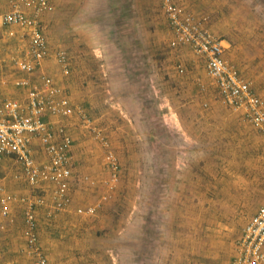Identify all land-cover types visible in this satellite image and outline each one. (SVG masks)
I'll return each instance as SVG.
<instances>
[{"label": "rangeland", "instance_id": "rangeland-1", "mask_svg": "<svg viewBox=\"0 0 264 264\" xmlns=\"http://www.w3.org/2000/svg\"><path fill=\"white\" fill-rule=\"evenodd\" d=\"M133 1L92 0L84 8L78 0L65 14L51 4L39 16L50 47L43 74L72 109L70 118L49 120L74 142L63 207L56 208L52 183L32 189L13 160L0 164V180L15 173L18 184L7 191L43 202L34 211L48 264H234L240 232L264 201V135L223 103L203 59L172 46L161 0ZM176 1L229 41L233 67L264 103V0ZM133 6H140L134 26ZM102 44L109 71L96 52ZM100 137L119 167L111 186ZM46 161L43 154L36 162ZM22 204L0 223V264L32 263ZM91 206L95 214L86 215Z\"/></svg>", "mask_w": 264, "mask_h": 264}, {"label": "built area", "instance_id": "built-area-1", "mask_svg": "<svg viewBox=\"0 0 264 264\" xmlns=\"http://www.w3.org/2000/svg\"><path fill=\"white\" fill-rule=\"evenodd\" d=\"M162 12L173 34L172 46H185L203 59L207 75L218 89L223 103L233 111L240 112L243 119L264 135V103L256 96L247 81L224 59L223 46L206 27V17H199L187 11L176 0H161ZM24 8V9H23ZM31 10V13L25 10ZM49 0H17L11 12L1 16L2 24L18 25L29 31L27 57L12 60L15 68L23 74H33L42 61L49 56L46 37L39 26V16L50 12ZM56 59L64 74L69 72V60L63 51L56 53ZM18 87H28L23 104L15 100H4L0 104V164L11 159L20 167L27 184L37 188L42 182H50L55 187L57 209L64 205L69 181L75 168L72 163L71 147L74 144L65 126L53 124L47 117L63 118L72 114V109L62 91L46 74L39 76L38 82L29 79L14 82ZM100 136L99 132H95ZM98 138V137H97ZM39 140V145L47 161L38 165L32 154L31 143ZM104 146V162L109 171L111 186L117 180L118 163L110 144L100 137ZM81 179L90 185L92 179ZM15 196L4 192L0 184V223L10 214V206L16 202ZM24 205V228L22 238L25 250L32 259L31 264H48L39 247L38 224L34 207L41 200L19 199ZM86 215H94L95 207L85 210ZM234 264H264V203L256 214L243 226L236 241Z\"/></svg>", "mask_w": 264, "mask_h": 264}, {"label": "crops", "instance_id": "crops-1", "mask_svg": "<svg viewBox=\"0 0 264 264\" xmlns=\"http://www.w3.org/2000/svg\"><path fill=\"white\" fill-rule=\"evenodd\" d=\"M16 1L17 0H0V19H1V16L11 12V10L13 8V5L15 4ZM77 1L78 0H49V3L54 5V9H56V7H57L58 11H61V12H63V14H65L66 11H67L66 10V6L68 5V7L70 6L72 8L73 5H79ZM137 1H138V5H139L140 1L136 0V2ZM91 2H92V0H82V3H80V4H83L84 8H85L86 5L91 3ZM82 8H83V6H82ZM82 8H80V9H82ZM187 9H188V7H187ZM132 10H133L132 13H133V26H134L135 25V20L136 19L137 20L140 19L139 14H138V12L140 13V6H138V9H136V10H135V8L133 6ZM188 10H190V9H188ZM25 11L28 12V13H31V10H29V9H26ZM190 11H191V13H193L196 16L206 17L204 15L197 14L196 12H193L192 10H190ZM135 14H136V18L134 17ZM42 20H44V19L42 17H40L39 18V26H40V28H43L41 26ZM210 26H211V24L209 25V21L207 19L206 27L209 30H211ZM43 33H44V29H43ZM219 39L222 42L223 56H224L225 59L227 58V62L228 63L230 62L231 64L230 63L229 64L232 67H233L232 62L235 63L236 65H239V62L234 57H231V55L229 54L230 53L229 41L225 40V39H222L220 37H219ZM28 43H29V31H28V29L22 28V27H20L18 25L2 24V22H0V104L4 100H15V101H18L19 103L23 104V102L26 100V94H27V91H28V87H18V86H16L14 84V82L17 81V80H20V79H29L30 83L34 84V83L38 82L39 76L41 74H43V71L45 69L44 68L45 59L42 61L41 65L37 67L36 71L33 74H31V75L20 73L15 68V66L13 65V62H12L13 59H15V58L23 59V58L27 57L26 54H27V49H28ZM47 43H48V41H47ZM106 47H107V45L102 44L100 46V48L98 47L96 49V52H100L103 55L104 63H102L100 66H102V68H106L109 71V68L112 69L114 67V65L112 63H110L108 58H107V54L106 53L109 52V51H108V49H106ZM129 48H132V50L135 49V48L140 49V45L132 43V45ZM48 49L50 51L49 44H48ZM102 71H104V70H102ZM55 85L64 94V91L60 88V86H58L56 81H55ZM66 117L70 118L71 114L67 115ZM66 117H63V118H66ZM50 119H51L50 117H47V120H50ZM252 127L254 128V126H252ZM38 146H40L39 145V140L33 139V142L31 143L32 154H33V157L35 159V162L37 161L38 164H39L42 161V159H43V154L44 153H43V151H42L43 154L41 153L42 149L39 150L37 148ZM4 161L6 162L8 160H4ZM10 161H11V159H10ZM13 162L15 163V161H13ZM17 168H19V166ZM14 175H15V173L11 174L9 172V173L6 174L5 178L0 180L1 184H3V190H5L4 192L10 193L7 190H15V188H16L15 186L18 184L17 183L18 182V177L14 176ZM23 192H25V191H16L15 193H18L19 195H22ZM26 193H28L27 190H26ZM19 199H17L16 202L11 204V206H10V214L14 213V211L16 210V204H19L21 206L22 203L20 204ZM263 203H264V201H262L259 204V206L254 211V213L248 218L247 222L256 214L258 208ZM22 206L24 207L23 204H22ZM10 214H9V216L6 219L2 220V222H4V224L7 223V220L11 221V218H9ZM36 214L37 213H35V215ZM37 222H38V219H37ZM22 225H23V228H24V220H23ZM38 226H39V222H38ZM39 228H40V226H39ZM21 235H22V231H21ZM47 262H48V260H47Z\"/></svg>", "mask_w": 264, "mask_h": 264}]
</instances>
